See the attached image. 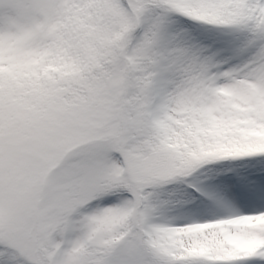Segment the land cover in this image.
<instances>
[{
	"label": "snow or ice",
	"instance_id": "6c2138e0",
	"mask_svg": "<svg viewBox=\"0 0 264 264\" xmlns=\"http://www.w3.org/2000/svg\"><path fill=\"white\" fill-rule=\"evenodd\" d=\"M0 264H264V0H0Z\"/></svg>",
	"mask_w": 264,
	"mask_h": 264
}]
</instances>
